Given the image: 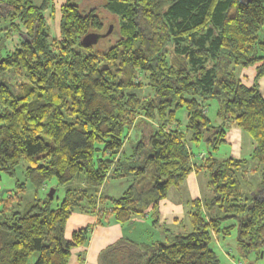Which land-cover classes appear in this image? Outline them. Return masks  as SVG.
<instances>
[{"label":"trees","instance_id":"obj_1","mask_svg":"<svg viewBox=\"0 0 264 264\" xmlns=\"http://www.w3.org/2000/svg\"><path fill=\"white\" fill-rule=\"evenodd\" d=\"M102 8L116 18V38L104 50L81 43L104 27L95 8L64 0L55 38L44 17L53 0H0V42L12 33L20 37L19 47L0 56V74L18 80L15 88L0 81V172L13 177L23 162L35 191L51 180L54 191L64 186L55 207L47 194L24 206L0 198V264H27L33 253L32 264H69L72 249L87 239L83 227L64 236L76 211L94 214L101 225L129 222L149 209L157 226L159 201L192 170L206 173L210 196L190 201L187 229L149 243L122 237L101 261L219 264L211 234L224 238L232 230L237 255L258 258L264 247L258 86L264 0H103ZM248 68L254 71L249 85ZM210 101L218 124L207 115ZM231 126L251 137L253 149L248 158L218 160L213 152ZM133 128L138 139L120 155ZM199 142L207 154L192 163L190 145ZM247 172L259 174L256 191H242ZM80 174L81 182L72 184ZM129 175L133 181L119 196L97 195L107 177Z\"/></svg>","mask_w":264,"mask_h":264},{"label":"rangeland","instance_id":"obj_2","mask_svg":"<svg viewBox=\"0 0 264 264\" xmlns=\"http://www.w3.org/2000/svg\"><path fill=\"white\" fill-rule=\"evenodd\" d=\"M64 2V0H53V7L54 9L52 10H47L44 12V17L46 19V23L49 27V31L52 37L58 38L59 37V5L62 4ZM74 2H76L77 4H79L81 6V8L84 11H88L91 8H95L96 11L100 14H102L103 17V21H104V27L102 28V31H100V33H103L107 30L108 25L111 24L112 28H111V32L103 37L100 38L96 44H94V49H106L109 45H111L116 36L113 32L116 31V18H114V16L108 14L107 12H105L102 8V3L103 0H74ZM16 23H18L17 20H15ZM19 24V23H18ZM114 24V25H113ZM20 26V24H19ZM115 26V27H114ZM20 28L22 29V31H25V29L20 26ZM20 45V37L18 33H12V35L3 40L2 42H0V56H5L6 54H8L9 52L13 51V49L15 47H19ZM250 70H248L247 74H250L249 72ZM0 81L6 83L8 86L12 87H17L16 82L18 81L17 78L9 73H3L2 75L0 74ZM216 102L215 101H210L209 105L207 106V115L208 117L211 119L212 123L218 124L220 122L219 119H217L215 117V112H216ZM178 115H181L182 117V121L185 122V112H181V110H179ZM182 113V114H181ZM233 127V126H231ZM229 128V127H228ZM227 128V129H228ZM136 132V130L133 128L130 131L129 134V138L127 139V143L124 144L123 147V151L120 153L121 154H129L130 153V145L134 144L135 141L138 139V137L136 136V134H134ZM247 134V133H246ZM229 151H232V146H228L227 148ZM190 150L192 152V163H194L195 161H199L200 159H202V155L207 154V148L205 146V144L203 142H199L198 144H192L190 145ZM198 155V156H197ZM213 156L220 160L226 157H231L228 156L227 153L225 155V148L224 147H220V145L218 146V148L213 152ZM198 157V158H197ZM234 158V157H233ZM248 158V157H247ZM251 162H249L250 164ZM23 162H20L18 164V166H16L15 169V175L13 177L7 175L4 172H0V198H7L9 196H11L12 198L10 199V201L12 203H20V206H24V204L28 203L29 201L33 200V199H39L42 198L43 196H45L48 192V190L50 188H55V181L51 180L49 181L46 186H44L41 190H37L35 191L32 186L29 184L28 181L25 180L24 178V172H23ZM199 172V171H196ZM200 174L197 176V179L199 180V197L197 198L196 196L191 197L192 195H190L188 193V191L186 190V185H187V176L185 177L184 181L182 182L181 185L177 186V187H170L168 190V196H169V201H171L172 203H175V198H178L179 200H181V203L185 204V217L184 220L181 222L184 226L183 227H179L178 225H172L170 224L169 227H167V225H163V227H161V225L158 227L154 226L151 224L152 221V216H151V212L149 211L148 215L150 217V225H145L142 226L140 225V223H136L134 227L128 226L127 227V222L124 223H118L121 228H123V232L124 234H122L121 236H119L118 238L111 239L110 242L108 244L105 245L104 248H102V250L99 252L98 254V259H99V263L100 264H104L103 261H101L100 259V255L103 251H105L108 247L115 245L116 243L119 242V240L122 237H129L131 240H136L138 243H149L151 241L154 240H164L165 237L169 234V233H177V232H182L185 231V229H187V226H189V218L187 215V210L189 208V204L190 201L194 200V199H205L207 197L210 196V192L207 188V175L205 172H199ZM258 172H247L246 178H241L242 184V191L243 192H249V191H256L257 189L255 188V183L257 182L258 178ZM81 174L78 175V177L73 180L72 184H77L79 182H81ZM133 181V176L129 175V176H124L121 178H111V177H107L103 184L98 188L97 190V195L98 196H102V195H110V196H114L117 197L119 196L122 191L127 188ZM17 182H22L25 185V188L23 191L19 190L16 186ZM63 192H64V186H58L57 189L53 192V197L51 199V206L55 207L59 201L61 200V198L63 197ZM257 196L262 197V193L257 192L256 193ZM166 197V196H165ZM17 205V204H16ZM0 207H1V203H0ZM73 213H78V214H85L86 216H91L94 218H90L89 223L92 224H83L80 226H77V229L80 228H86V241L84 243V245L82 246H78L72 249V253H71V257L75 256L76 254H79V248H80V254L85 253V245L87 244L88 239L90 238V236L93 234V230L88 229L89 225L92 226H108V224H105L107 222L102 223L101 225H95V215L94 214H89V213H84V212H73ZM145 217V215H143ZM143 216H139V217H143ZM94 219V222H92ZM138 220H143L142 218H138ZM144 221V220H143ZM138 225V226H137ZM186 225V227H185ZM76 227V226H74ZM166 227L168 228V230H166ZM172 227V228H171ZM162 228V229H161ZM174 228V229H173ZM172 229L174 231H172ZM113 232V230H112ZM161 237L160 236H163ZM235 235H236V231L232 230L230 232V234L224 238L220 237L217 234L212 233L211 234V247L215 250V252L218 255L219 258V264H229L224 258L223 255L221 253H219V250H221L222 252H224L225 255H231V253L233 252V255L236 256L237 254V250H236V243H235ZM113 238V237H111ZM115 238V237H114ZM78 249V250H76ZM37 256V253H33L27 264H32L33 261L35 260ZM239 257V256H238ZM240 259H236V262H241L240 260H244V258L239 257ZM250 258V256H249ZM247 259V258H246ZM75 259L70 260L71 263H73ZM69 262V264H70ZM242 263V262H241ZM241 263H237V264H241Z\"/></svg>","mask_w":264,"mask_h":264},{"label":"crops","instance_id":"obj_3","mask_svg":"<svg viewBox=\"0 0 264 264\" xmlns=\"http://www.w3.org/2000/svg\"><path fill=\"white\" fill-rule=\"evenodd\" d=\"M248 70H250L249 71L250 74L245 73V75H243L244 76L243 79L247 85L250 84V80L252 79L254 73L252 68L246 69L245 72H247ZM258 86L260 93L264 97V75L259 78ZM230 145L232 146V151H229L227 149L228 146ZM220 147L225 148V155L227 153L228 156L234 158H247L253 149V141L248 134L241 131L237 127H229L228 129H226L225 142L222 143ZM199 172L192 170L186 178L187 180L186 190L190 195H192L191 197L196 196L197 198H200L199 183L201 182H199V180L197 179V176L200 174ZM168 198L169 196L167 191L166 197H164L159 201L158 227L160 225L161 227H163V225L164 226L167 225V227H169L170 224L172 225L175 224L178 225L179 227H183L184 225L181 222L184 220L185 217V204L184 203L182 204L181 200H179L178 198H175V203H172L171 201H169ZM148 210L149 209H147L146 213L144 214L145 217L144 216L134 217L131 221L127 222L128 224L127 227L128 226L134 227L136 223H140V225L142 226H145L147 224L150 225V217L148 215L149 213ZM90 218H94V217L91 216L89 217L86 216L85 214L82 215L78 213H72L65 225V230H64L65 238H70L72 231L76 230L77 226H80V224L81 225L86 223L92 224L89 223L91 222ZM138 218H142L144 221L138 220ZM92 222H94V219ZM105 224H108V226H104V227L95 226L92 228L93 234L90 236V238L87 241V244L85 245V253L80 254V248H79V254L78 255L76 254L75 256L71 257L70 260L72 259L75 260L73 261V263L70 262V264H100L98 259L99 258L98 254L102 250V248H104L105 245L108 244L111 239L115 240L116 238L124 234L123 228H121V226L116 221L110 219V222H107ZM167 227L166 230H168ZM173 229L172 231H174ZM161 237H164V235L160 236V238ZM219 253L223 255V258L229 264H237L241 262H242L241 264H264V255L262 256L259 255L258 258H254L253 256H250V258L248 257L247 259L240 260L241 262H236V259H240L237 254L236 256H234L232 252L231 255L228 256L225 255L224 252H222L221 250H219Z\"/></svg>","mask_w":264,"mask_h":264},{"label":"water","instance_id":"obj_4","mask_svg":"<svg viewBox=\"0 0 264 264\" xmlns=\"http://www.w3.org/2000/svg\"><path fill=\"white\" fill-rule=\"evenodd\" d=\"M111 28H112V25L109 24L107 30L103 33L90 31L86 33L85 35H83V37L81 38V43L85 46L96 44L100 38L107 36L111 32ZM53 192H54V188H50L47 192V196L49 198H52Z\"/></svg>","mask_w":264,"mask_h":264},{"label":"built area","instance_id":"obj_5","mask_svg":"<svg viewBox=\"0 0 264 264\" xmlns=\"http://www.w3.org/2000/svg\"><path fill=\"white\" fill-rule=\"evenodd\" d=\"M262 255H264V247H263V249H262V251H261V256H262Z\"/></svg>","mask_w":264,"mask_h":264},{"label":"clouds","instance_id":"obj_6","mask_svg":"<svg viewBox=\"0 0 264 264\" xmlns=\"http://www.w3.org/2000/svg\"><path fill=\"white\" fill-rule=\"evenodd\" d=\"M260 256H261V253H260Z\"/></svg>","mask_w":264,"mask_h":264}]
</instances>
